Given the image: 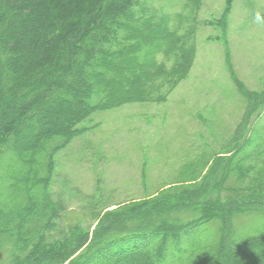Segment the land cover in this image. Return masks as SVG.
I'll list each match as a JSON object with an SVG mask.
<instances>
[{"label":"trees","instance_id":"16d2710c","mask_svg":"<svg viewBox=\"0 0 264 264\" xmlns=\"http://www.w3.org/2000/svg\"><path fill=\"white\" fill-rule=\"evenodd\" d=\"M141 1L0 0V158L16 161L0 176V264H264V90L236 76L246 113L207 180L114 208L94 196L81 220H63L56 154L97 111L162 102L193 63L196 21L177 36L164 16L139 15ZM234 1L215 20L223 29ZM168 35L169 71L150 44Z\"/></svg>","mask_w":264,"mask_h":264},{"label":"rangeland","instance_id":"374dc122","mask_svg":"<svg viewBox=\"0 0 264 264\" xmlns=\"http://www.w3.org/2000/svg\"><path fill=\"white\" fill-rule=\"evenodd\" d=\"M197 1L142 0L137 7L139 15L164 16L166 31L177 36L195 20L193 63L162 102L143 100L97 111L90 117L95 127L56 154L50 192L62 200L64 221L81 220L94 196H103L104 204L114 208L155 196L157 190L207 180L216 159L224 165L231 155L227 149L234 147L248 100L233 76L250 92L264 90V0H235L226 29L215 23L223 17L226 0ZM141 30L145 34L149 26ZM177 36L150 41L156 64L168 71L174 65L170 42ZM254 122L264 127V109ZM14 160L11 152L0 158V176L15 166ZM221 171L211 175L217 178ZM240 222L243 227L255 223Z\"/></svg>","mask_w":264,"mask_h":264},{"label":"clouds","instance_id":"9594fccd","mask_svg":"<svg viewBox=\"0 0 264 264\" xmlns=\"http://www.w3.org/2000/svg\"><path fill=\"white\" fill-rule=\"evenodd\" d=\"M256 19H257V21H259L261 19L259 14H257Z\"/></svg>","mask_w":264,"mask_h":264}]
</instances>
